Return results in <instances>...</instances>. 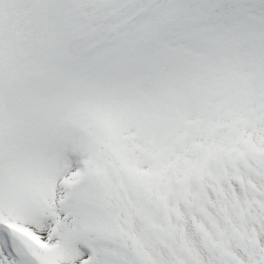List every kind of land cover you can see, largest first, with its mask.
Masks as SVG:
<instances>
[{"label": "snow or ice", "instance_id": "6c2138e0", "mask_svg": "<svg viewBox=\"0 0 264 264\" xmlns=\"http://www.w3.org/2000/svg\"><path fill=\"white\" fill-rule=\"evenodd\" d=\"M0 264H264V0H0Z\"/></svg>", "mask_w": 264, "mask_h": 264}]
</instances>
